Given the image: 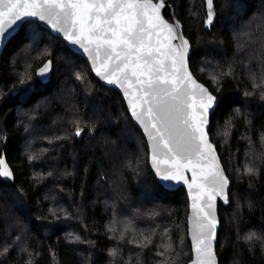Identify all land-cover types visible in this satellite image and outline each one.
Masks as SVG:
<instances>
[{
    "label": "trees",
    "instance_id": "trees-1",
    "mask_svg": "<svg viewBox=\"0 0 264 264\" xmlns=\"http://www.w3.org/2000/svg\"><path fill=\"white\" fill-rule=\"evenodd\" d=\"M168 1L191 42L193 73L219 101L210 135L232 187L219 208L217 256L264 264V244L245 239L264 237V0H214L211 25L205 0ZM3 155L15 178L0 177V264L192 261L186 190L160 184L121 94L38 22L25 23L0 58Z\"/></svg>",
    "mask_w": 264,
    "mask_h": 264
},
{
    "label": "snow or ice",
    "instance_id": "snow-or-ice-1",
    "mask_svg": "<svg viewBox=\"0 0 264 264\" xmlns=\"http://www.w3.org/2000/svg\"><path fill=\"white\" fill-rule=\"evenodd\" d=\"M206 2L207 23L211 25L214 16L213 0H206ZM162 7H164V0H159L156 4L153 0H0V39H7L4 27L6 17L12 16L10 24H15L21 17L39 16L43 20L48 16L54 18L63 16L67 27H61L58 31L65 32L67 38L73 43L80 44L82 40H87L89 44L94 43L96 58H99L101 49H103L104 60L100 63V68L107 69L113 60L116 61L114 78L108 79L107 82L109 84L119 83L120 77L116 76V73H120L129 88L137 89L139 86L138 91L141 94L139 99L131 104V109L132 114L141 124L147 121L154 130L150 134V140L156 142L152 161L155 163L159 160L156 149L160 147L171 154V167L163 172L157 170L161 183L165 184L168 181H175L178 176L183 178L181 168L187 165H181V159L191 163V154L200 155L202 148L211 150V145L205 139L204 114L213 106L216 97L196 84L190 74H187L184 79L191 82V90L185 89L181 93V86L177 83L175 75V72H178L177 60L172 59L174 73H168L164 69V60L154 56V52L158 53L159 49L153 48L151 44L153 33L149 29L162 26L167 29L169 38H173V29L178 27L161 17ZM149 12L154 15H149ZM153 20L159 23L154 24ZM145 24L148 27H145ZM77 25H79L78 29ZM55 26L54 24L53 27ZM187 48L188 42L184 40L174 50L179 55L180 67L184 66ZM179 49L185 51L180 53ZM84 50L91 51L87 47ZM49 65H45L40 70V75L45 74ZM97 74L104 75L99 69ZM196 89H199L201 93L199 100L201 112L199 115L195 111L185 114V107H194L192 104H186V99L195 100L193 93ZM132 95L135 97L137 91H133ZM261 98L264 99V93L261 94ZM137 108L143 112V119H141V112L136 111ZM81 131L78 127L76 135L79 136ZM196 141L199 143H195ZM163 163L168 164L169 161L164 160ZM246 173L254 175L256 169L248 167ZM210 175L215 185V194L220 195L221 199L227 203L225 194L228 185L227 177L223 176L220 171L212 172ZM11 176L4 161L0 159V177L11 178ZM193 182H195V173H193ZM214 199L215 195L209 197L210 201ZM207 207L213 208L212 203H208ZM200 211L203 213V218L198 225L199 235L193 237L194 241H197L194 251L199 255V264H215L211 241L215 238L214 229L217 221L214 214L210 216L203 209ZM245 239L248 241L256 239L264 244V237H258L254 232L249 233ZM116 254V250L113 249L111 255Z\"/></svg>",
    "mask_w": 264,
    "mask_h": 264
},
{
    "label": "water",
    "instance_id": "water-1",
    "mask_svg": "<svg viewBox=\"0 0 264 264\" xmlns=\"http://www.w3.org/2000/svg\"><path fill=\"white\" fill-rule=\"evenodd\" d=\"M158 2L159 0L158 1L153 0L154 4ZM213 6H214V0H213ZM149 15H154V14L149 12ZM160 15L165 21L177 25L178 27H175L173 29V34H172L173 38H169L167 29L162 26L149 29L153 33L151 38V44L153 48L159 49L158 53L154 52V56L164 60V69L168 73H174V69L172 66V59L175 58L177 60L176 69H178V72H175V75L177 76V83L181 86V93H183L185 89L191 90V82L186 81L184 79V77L187 74H190L192 80H195L196 84L202 86L204 89L207 90V93H210L212 96L216 97L213 106L209 108L207 113L204 114V119L206 120V123L203 125L204 131L206 133L205 139L207 140V143L211 145V150H209L208 148H202V152L200 155H196L195 153L191 154V163H188L187 160L185 159H181L180 160L181 165H187L186 167L181 168V172L183 173V178L178 176L175 181H168L165 182V184L161 183L160 177L157 175V170L159 169L161 172H163V170L171 167V163H172L171 154L167 153V150L163 149V147H160L159 149H156V155L159 157V160L155 163L152 161L153 150L156 142L150 140V134H152L154 130L151 129L147 121L141 124L140 121L137 120V118L132 114L131 104L135 103L139 99V96L141 94L138 91L139 86H137V89L129 88L128 84L124 82V78L123 76H121L120 73H116V76L120 77V82L109 84L107 82L108 79L114 78L113 73L115 72L116 69V61L113 60L107 69L100 68V63L104 60V50L101 49V54L99 58H96L95 56L96 46L94 43L89 44L87 40H82L80 44H76L67 38L65 32L58 31V29L61 27L64 28L67 27V24L63 16L55 17V18L52 16H48L46 19L43 20L40 19L39 16L21 17V19L18 20L15 24H10V21L12 20V16L6 17L4 22V27L6 29L7 39H0V58L4 52L6 45L11 41L12 38H14L19 33L23 25L28 22H38L43 28L50 31L54 36L65 40L68 47L71 48L75 53L84 57L87 60V62L90 64L95 77L98 80H100L102 84H104L106 87L116 90L123 97L134 123L143 132L148 142L149 152H150V166L155 176L157 177L158 181L160 182V184L165 189L170 191H176L180 188L186 190L190 201L189 216H188V231H189V240L192 245V253H193L192 261L189 264H199V255L194 251V245L197 243V241H194L193 237L199 235L198 225L202 222V218H203V213L200 211V209H203L204 212H208L210 216L214 214L215 219L217 221L216 227L214 229L215 238L211 241V246H212V252L214 255L215 264H220V260L217 256L219 231L221 230L219 208H220V204H223L224 206L228 204L229 192L231 190L232 183L225 171L218 149L215 143L212 141L210 135L212 114L216 111L219 101H218V97L209 89V87H207L204 83H202L193 73L190 66V57L192 53L191 42L185 36L184 26L176 16L175 9L168 0H164V7L160 9ZM57 20H59V23H57ZM153 23L158 24L159 22L153 20ZM54 24L56 25L55 27H53ZM145 27H148V25L145 24ZM78 28L79 25H77V29ZM184 40L188 42V48L186 50L187 54L184 57V66L180 67L179 55L174 50L177 48V45L182 43ZM85 47L89 48L91 51L86 52L84 50ZM184 51H185L184 49H179L180 53H183ZM49 62H51L50 65ZM45 65H49V67L45 71V74L42 76L40 75V70L43 69ZM53 66H54L53 61L51 60L47 61L38 70V76L40 77V79H42L43 81H49L52 78ZM98 69L99 71L104 73L103 76L97 74ZM133 91H137V95L135 97H133L132 95ZM193 94L195 95V100L186 99V98L185 99H186V104H192L194 105V107L192 108L185 107L184 112L185 114H189L195 111L197 115H199L201 112V109L199 108V100L201 98L200 90L196 89ZM145 108H147V105H145ZM136 111L141 112V119H143V112L141 111V109L137 108ZM189 119L191 121V117H189ZM197 135H199V133H197ZM195 143H199V141H196ZM1 159L4 161V164L7 166L8 170L12 174L11 178H3V177L1 178L4 181H8V182L13 181L15 178V174L7 160L6 155H3ZM164 160H168L169 163L164 164L163 163ZM216 171H220L223 174V176L227 177L228 185L227 188L225 189V194L227 195V203H225L221 199L220 195H216L214 192L215 185L212 182V176L210 175V173ZM193 173H195V182H193ZM212 195H215V199L210 201L209 197ZM208 203H212L213 208L209 209L207 207ZM205 232H207V229H205Z\"/></svg>",
    "mask_w": 264,
    "mask_h": 264
}]
</instances>
